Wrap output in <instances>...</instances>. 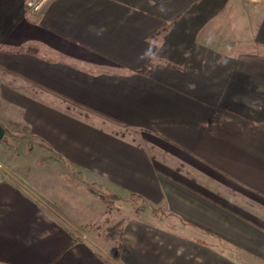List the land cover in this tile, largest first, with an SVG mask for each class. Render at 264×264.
Masks as SVG:
<instances>
[{"label":"crops","instance_id":"crops-1","mask_svg":"<svg viewBox=\"0 0 264 264\" xmlns=\"http://www.w3.org/2000/svg\"><path fill=\"white\" fill-rule=\"evenodd\" d=\"M42 1L0 0L4 136L151 211L112 252L2 161L0 264H264V0Z\"/></svg>","mask_w":264,"mask_h":264},{"label":"rangeland","instance_id":"rangeland-1","mask_svg":"<svg viewBox=\"0 0 264 264\" xmlns=\"http://www.w3.org/2000/svg\"><path fill=\"white\" fill-rule=\"evenodd\" d=\"M7 126L8 132L0 139V162L16 165L28 180L52 193V204L60 213L73 219L76 227L88 231L112 252L120 243L126 220L151 211L149 205L136 196L122 198L84 181L76 172L67 171L64 175L56 171L53 156L41 152L37 142L25 139L17 127Z\"/></svg>","mask_w":264,"mask_h":264},{"label":"water","instance_id":"water-1","mask_svg":"<svg viewBox=\"0 0 264 264\" xmlns=\"http://www.w3.org/2000/svg\"><path fill=\"white\" fill-rule=\"evenodd\" d=\"M47 0H43L41 3H40V6H42ZM4 133H5V129L4 127L0 124V139L4 136ZM1 167V166H0Z\"/></svg>","mask_w":264,"mask_h":264},{"label":"built area","instance_id":"built-area-1","mask_svg":"<svg viewBox=\"0 0 264 264\" xmlns=\"http://www.w3.org/2000/svg\"><path fill=\"white\" fill-rule=\"evenodd\" d=\"M29 4H30V5H32V4H33V2L31 1V2H29Z\"/></svg>","mask_w":264,"mask_h":264}]
</instances>
